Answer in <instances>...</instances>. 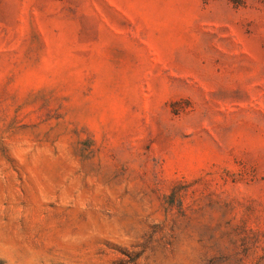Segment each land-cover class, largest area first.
Wrapping results in <instances>:
<instances>
[{
    "label": "rangeland",
    "instance_id": "374dc122",
    "mask_svg": "<svg viewBox=\"0 0 264 264\" xmlns=\"http://www.w3.org/2000/svg\"><path fill=\"white\" fill-rule=\"evenodd\" d=\"M0 264H264V0H0Z\"/></svg>",
    "mask_w": 264,
    "mask_h": 264
}]
</instances>
